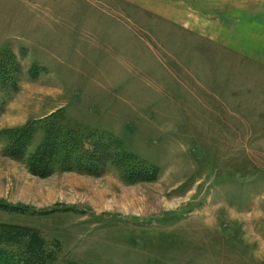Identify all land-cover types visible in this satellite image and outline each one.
Wrapping results in <instances>:
<instances>
[{
  "label": "rangeland",
  "instance_id": "rangeland-1",
  "mask_svg": "<svg viewBox=\"0 0 264 264\" xmlns=\"http://www.w3.org/2000/svg\"><path fill=\"white\" fill-rule=\"evenodd\" d=\"M29 129L68 162L28 166ZM0 232L44 264H264V0H0Z\"/></svg>",
  "mask_w": 264,
  "mask_h": 264
},
{
  "label": "trees",
  "instance_id": "trees-1",
  "mask_svg": "<svg viewBox=\"0 0 264 264\" xmlns=\"http://www.w3.org/2000/svg\"><path fill=\"white\" fill-rule=\"evenodd\" d=\"M53 132L55 133V131L52 128L48 129V134ZM30 133H32L31 129H29V131H26V133L24 131L18 132L17 134L18 136L16 135V138L12 140L11 144L13 145V148L15 150H19V151H22L24 146L26 147L24 151L25 154L23 156V159L28 166L34 168L33 169L34 171L37 172V170L39 171H48V170L50 171V169L53 170L51 168V165H53L55 161L60 163L68 162V152L66 148H64L65 144H59L57 143L58 142L57 139L52 140L51 137H47V136L46 139L43 140L39 146L35 147V150L33 152L27 153L26 150L28 148V144L26 138L29 136ZM48 166L50 169L48 168ZM8 228L12 230L19 229L17 227H8ZM22 241H23L22 243L16 242L12 238V236H10L9 233L0 232V243H7V244L11 243L13 245L19 244V246L22 247L20 250V258L23 264H44V256L46 255V252L42 249L38 250V247H35V245L34 247L31 246L32 242L24 241V239ZM31 241H32V237H31ZM15 256L16 255L10 250L0 248V264H15L14 262L19 264L20 258L16 259ZM28 257H30L29 260Z\"/></svg>",
  "mask_w": 264,
  "mask_h": 264
},
{
  "label": "bare ground",
  "instance_id": "bare-ground-1",
  "mask_svg": "<svg viewBox=\"0 0 264 264\" xmlns=\"http://www.w3.org/2000/svg\"><path fill=\"white\" fill-rule=\"evenodd\" d=\"M74 183H75V182H74ZM75 185H76V183H75ZM104 189H105V188H104ZM100 193H101V192H100ZM100 193H98V194H100ZM104 193H105V192H104ZM105 195H106V194H105ZM105 195H104V196H105ZM100 196H101V194H100ZM105 197H106V196H105ZM100 198H101V197H100ZM103 198H104V197H103ZM101 199H102V198H101ZM99 200H100V199H99ZM109 202H110V201H109ZM113 202H114V201H113ZM134 202H135V200H134ZM107 203H108V202H107ZM107 203H106V204H107ZM118 203H119V202H118ZM131 203H132V202H131ZM137 203H138V202H137ZM108 205H109V204H108ZM134 206H135V205H134ZM107 207H108V206H107Z\"/></svg>",
  "mask_w": 264,
  "mask_h": 264
}]
</instances>
